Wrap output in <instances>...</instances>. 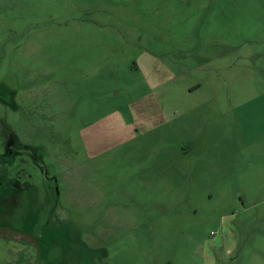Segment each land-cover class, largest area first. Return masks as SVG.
I'll list each match as a JSON object with an SVG mask.
<instances>
[{"label": "rangeland", "instance_id": "rangeland-1", "mask_svg": "<svg viewBox=\"0 0 264 264\" xmlns=\"http://www.w3.org/2000/svg\"><path fill=\"white\" fill-rule=\"evenodd\" d=\"M260 89L264 0H0V264H264Z\"/></svg>", "mask_w": 264, "mask_h": 264}, {"label": "crops", "instance_id": "crops-1", "mask_svg": "<svg viewBox=\"0 0 264 264\" xmlns=\"http://www.w3.org/2000/svg\"><path fill=\"white\" fill-rule=\"evenodd\" d=\"M201 86L199 85V86H197V85H195V86H193V88H192V90H199V88H200ZM254 92L256 91V90H253ZM264 100V89L263 90H259V93H257L256 95H255V97L252 99V104H256V111H255V109H254V115L251 117V118H253V119H255L259 114H255L256 112H260V104H259V102H261V101H263ZM148 106H146V108H147ZM261 114V113H260ZM261 116L264 118V115H262L261 114ZM260 123H263L264 124V121H262V120H260ZM256 139H259L260 141L261 140H263L264 139V132H259V134H257V135H255L254 137H253V140H256ZM190 152V149H187L186 151H184V153H189ZM258 152H259V150L257 151L256 150V155L258 156L259 154H258ZM258 203H256V205H257Z\"/></svg>", "mask_w": 264, "mask_h": 264}]
</instances>
